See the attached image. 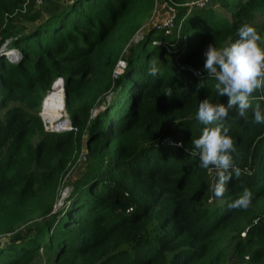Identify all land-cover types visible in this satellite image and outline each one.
I'll return each instance as SVG.
<instances>
[{
    "label": "trees",
    "instance_id": "16d2710c",
    "mask_svg": "<svg viewBox=\"0 0 264 264\" xmlns=\"http://www.w3.org/2000/svg\"><path fill=\"white\" fill-rule=\"evenodd\" d=\"M172 1V33L151 27L127 47L154 0H65L45 16L35 0H0V264H264V124L251 108L229 112L242 174L214 197L216 170L199 166L192 140L207 127L199 103L227 97L189 71L244 24L264 40V0H211L229 18ZM59 94L71 129L47 131L38 110ZM251 101L264 109V88ZM245 187L251 206L230 208Z\"/></svg>",
    "mask_w": 264,
    "mask_h": 264
},
{
    "label": "clouds",
    "instance_id": "9594fccd",
    "mask_svg": "<svg viewBox=\"0 0 264 264\" xmlns=\"http://www.w3.org/2000/svg\"><path fill=\"white\" fill-rule=\"evenodd\" d=\"M26 10V9H25ZM238 39L228 46L216 48L209 44L203 55L205 57L203 71L215 80L216 94L227 97V105L211 103L204 99L199 103L196 119L206 125L199 138L192 140L193 155L199 156V166L209 169L213 166L217 173V181L213 186V195L222 198L227 191V184L235 177L239 179L241 168L235 163L233 139L228 135L229 129L224 120L230 111H236L239 117L246 118L252 109L254 122L264 124V109L260 105L252 106L251 97L254 92L264 88V43L256 29L244 24L238 28ZM160 69L153 62L148 74L156 77ZM199 76L200 72H195ZM202 86V83L198 87ZM171 95V89L166 93ZM182 145L177 144L176 147ZM252 193L245 187L242 194L229 207L247 210L251 206Z\"/></svg>",
    "mask_w": 264,
    "mask_h": 264
},
{
    "label": "rangeland",
    "instance_id": "374dc122",
    "mask_svg": "<svg viewBox=\"0 0 264 264\" xmlns=\"http://www.w3.org/2000/svg\"><path fill=\"white\" fill-rule=\"evenodd\" d=\"M36 3V2H35ZM65 0H40L38 3H36V7L38 9H40L42 11V13L45 15H47L49 12H51L52 10H54L56 8V6L64 4ZM213 8L214 10L216 9V11L218 13H221L222 15H224L225 17L229 18V14L222 8L218 7V5H212L211 3L209 4V8ZM166 13L162 10V7H158L156 10V13L154 14V16L148 20L147 24L148 26H153L154 24L161 22L164 17H165ZM255 22L256 23H260L263 24L264 27V15H257L255 17ZM144 26V25H143ZM142 28V27H141ZM142 32L146 33L147 32V27H143L142 28ZM133 38V37H132ZM134 41L131 39L130 43L127 45V47L131 46L132 43ZM117 70V69H116ZM117 72V71H116ZM49 92V91H48ZM47 92V93H48ZM43 96V99H45L46 94ZM45 97V98H44ZM61 98V102H62V110L59 111V114L62 116V119H67V116L64 112V104H63V94H59V96L54 97L53 101L54 103H58L59 100ZM44 101V100H43ZM43 101L41 104V108H39V115L42 113V107H43ZM54 113L57 114V109H54ZM58 115V114H57ZM58 117V116H57ZM41 118V117H40ZM51 119V118H50ZM49 120H47L46 124H48ZM47 127L49 128V126L47 125ZM50 129V128H49ZM56 131V130H53ZM81 162H78V164H76L74 166V169H72L70 171V173H68V175L64 178L62 185L60 186L59 190H58V194L59 197L55 200V204H54V211L57 210L61 205H62V201L63 199L66 197V195L68 194L69 190H70V184L71 181L77 176L78 172H79V167H80ZM229 242V241H228ZM230 249H228L229 252ZM228 264H234L232 262L228 263Z\"/></svg>",
    "mask_w": 264,
    "mask_h": 264
},
{
    "label": "built area",
    "instance_id": "2783aa9c",
    "mask_svg": "<svg viewBox=\"0 0 264 264\" xmlns=\"http://www.w3.org/2000/svg\"><path fill=\"white\" fill-rule=\"evenodd\" d=\"M39 1L40 0H35L36 3H38ZM210 3H211V0H192L188 3H186L184 6L187 7V12H189V11L194 10V9L206 8L209 6ZM158 7L159 8L162 7V10L166 13L164 19L161 22L154 24L153 26H148V24L146 23L144 26H142V28L147 27V29H149L152 27L158 32H162L165 35H170L172 33V29L174 27V20L176 18V14H177L176 5L173 3L172 0H154V9H153V12L151 15L152 17L156 13V10ZM142 28L134 36V38H133L134 42H138L140 39H142V34H143ZM181 39H182V41H185L186 37L182 36ZM178 41H179V36H177L175 42L177 43ZM6 44H7V42L2 45V49L5 48ZM4 53L10 57L16 56L15 49L5 50ZM123 67H124V62L118 61L116 68L114 70V75L118 74ZM202 70H203L202 67H199V68H190L189 67V71L192 72L193 74L198 71V72H200V75H201ZM195 76H197V75H195ZM42 122H43L45 130L53 131L51 128L49 129L47 127L46 123L43 120H42ZM64 128H65L64 130L71 129L70 124ZM56 131H63V130L59 129Z\"/></svg>",
    "mask_w": 264,
    "mask_h": 264
},
{
    "label": "bare ground",
    "instance_id": "6f19581e",
    "mask_svg": "<svg viewBox=\"0 0 264 264\" xmlns=\"http://www.w3.org/2000/svg\"><path fill=\"white\" fill-rule=\"evenodd\" d=\"M57 109L58 117H56V113H54V109ZM62 110V103H54L52 101H44L43 107H42V113L40 114L41 120H43L45 123L47 120H49L48 125L49 128L52 130H59L61 128L65 129L64 127H67L69 124L65 119H62V116L59 114V111ZM51 118V119H50Z\"/></svg>",
    "mask_w": 264,
    "mask_h": 264
},
{
    "label": "water",
    "instance_id": "95a60500",
    "mask_svg": "<svg viewBox=\"0 0 264 264\" xmlns=\"http://www.w3.org/2000/svg\"><path fill=\"white\" fill-rule=\"evenodd\" d=\"M54 86H56V84H53L52 86H51V89L54 87ZM95 113V112H94ZM66 121L68 122V124H69V119L67 118L66 119ZM60 130H64L63 128H61Z\"/></svg>",
    "mask_w": 264,
    "mask_h": 264
}]
</instances>
